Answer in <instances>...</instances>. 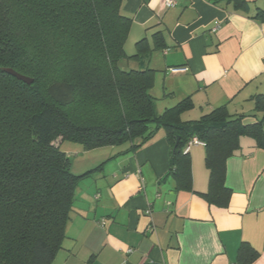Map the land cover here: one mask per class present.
<instances>
[{"label": "trees", "instance_id": "obj_1", "mask_svg": "<svg viewBox=\"0 0 264 264\" xmlns=\"http://www.w3.org/2000/svg\"><path fill=\"white\" fill-rule=\"evenodd\" d=\"M245 6V0H228ZM123 0H0V264H51L65 238L79 181L57 143L85 150L131 143L135 149L164 129L171 144L170 174L178 190L192 191L191 161L183 149L196 136L205 143L209 204L226 207L225 163L249 136L264 149V95L254 97L262 120L213 109L182 122L189 98L162 114L150 95L151 69L123 70L120 60L152 51L143 38L128 57L124 44L131 18ZM155 48L165 47L160 32ZM33 79L31 84L4 71ZM153 126V129H151ZM179 138L177 144L176 140ZM259 253L242 242L236 264Z\"/></svg>", "mask_w": 264, "mask_h": 264}, {"label": "crops", "instance_id": "obj_2", "mask_svg": "<svg viewBox=\"0 0 264 264\" xmlns=\"http://www.w3.org/2000/svg\"><path fill=\"white\" fill-rule=\"evenodd\" d=\"M245 1L176 0L166 8L162 0H123L121 10L132 21L125 54L134 55L143 38L152 49L141 60H120L123 70H153L162 108L189 98L182 122L222 106L229 115L246 116V124L262 120L253 99L264 95V0ZM216 21L220 26L212 32ZM158 32L162 49L154 47ZM171 67L188 70L173 74ZM238 145L225 163L226 207L200 196L208 191L205 146L188 153L192 191L177 189L162 128L135 149L122 143L85 150L72 173L101 170L79 181L51 264H236L242 242L259 253L251 264H264V149L245 135ZM66 149L70 159V151L80 150Z\"/></svg>", "mask_w": 264, "mask_h": 264}, {"label": "rangeland", "instance_id": "obj_3", "mask_svg": "<svg viewBox=\"0 0 264 264\" xmlns=\"http://www.w3.org/2000/svg\"><path fill=\"white\" fill-rule=\"evenodd\" d=\"M118 66L121 68V69H123V68H125V67H122L123 66V64L121 63V62H119L118 63ZM126 66V65H125ZM156 94H159V92H158V90H154L153 88L151 89V91H150V95L151 96H153L154 97V99H156V102H157V107H156V110L159 112V114L161 113H163L165 110H166V108L165 107H163L162 108V105H163V99L160 97H158V96H156ZM158 98V99H157ZM153 127V126H152ZM67 147H69V149L71 148V149H74V148H76V149H79L80 148V150L78 151V152H76V151H74V152H72V151H70V156H71V164L73 163V167H74V165L78 162V161H80L81 159H83L84 157H86V154H85V149L83 148V146L81 145V144H78V143H74V142H68V141H65V142H63L62 143V146L60 147L61 148V150H68V149H66ZM76 152V153H75ZM72 172V171H71Z\"/></svg>", "mask_w": 264, "mask_h": 264}, {"label": "built area", "instance_id": "obj_4", "mask_svg": "<svg viewBox=\"0 0 264 264\" xmlns=\"http://www.w3.org/2000/svg\"><path fill=\"white\" fill-rule=\"evenodd\" d=\"M163 6L166 8H170L176 5V0H162ZM220 26L219 22H215L212 32H215ZM188 69L186 67H171L168 69L169 73H184L186 72ZM195 145H201V146H205V143L203 141H201L200 139H198L196 136L192 137L188 143L185 145L184 149H183V153L184 154H188L191 147L195 146ZM149 210L146 211L147 214H149Z\"/></svg>", "mask_w": 264, "mask_h": 264}, {"label": "water", "instance_id": "obj_5", "mask_svg": "<svg viewBox=\"0 0 264 264\" xmlns=\"http://www.w3.org/2000/svg\"><path fill=\"white\" fill-rule=\"evenodd\" d=\"M4 71L6 73H8L9 75L15 77L16 79L23 81L26 84H31L33 82V79L26 77V76H23V75L15 72V71H13L12 69L8 68V69H4ZM178 140H179V138L176 140V144H177Z\"/></svg>", "mask_w": 264, "mask_h": 264}]
</instances>
